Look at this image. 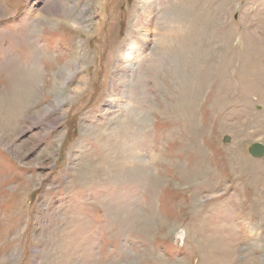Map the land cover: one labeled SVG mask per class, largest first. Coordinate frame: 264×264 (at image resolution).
Instances as JSON below:
<instances>
[{"label": "rangeland", "instance_id": "obj_1", "mask_svg": "<svg viewBox=\"0 0 264 264\" xmlns=\"http://www.w3.org/2000/svg\"><path fill=\"white\" fill-rule=\"evenodd\" d=\"M152 3L0 0V264H264V0Z\"/></svg>", "mask_w": 264, "mask_h": 264}, {"label": "bare ground", "instance_id": "obj_2", "mask_svg": "<svg viewBox=\"0 0 264 264\" xmlns=\"http://www.w3.org/2000/svg\"><path fill=\"white\" fill-rule=\"evenodd\" d=\"M154 0H145V7L143 8L144 9V13H146L147 12V15H151L152 14V2H153ZM151 3V4H150ZM144 6V5H143ZM153 7H154V4H153ZM150 10V11H149ZM145 16V15H144ZM150 17V16H149ZM174 17V16H173ZM147 18H148V16H147ZM146 18V19H147ZM170 19V18H169ZM174 19V18H173ZM179 19V18H178ZM149 22H150V20H149ZM180 22H181V20H180ZM179 22V23H180ZM170 23V22H169ZM168 23V16L167 17H164V19H163V24H162V28L163 29H161L162 31V35L163 36H166L165 34L167 33L166 31H164L165 29H168V28H170V27H168L170 24ZM146 24V23H145ZM175 24V23H174ZM147 25V24H146ZM139 27V26H138ZM147 28V27H146ZM142 29V28H141ZM148 30H149V28H148ZM181 30V29H180ZM144 31V30H143ZM150 31V30H149ZM137 33H138V31H137ZM179 33V32H178ZM147 35H148V33H145L144 32V34H140V42H143V44L142 43H140L141 45V47L143 48V47H145L146 45V38H147ZM179 36V35H178ZM181 36V35H180ZM182 39V38H181ZM191 40V39H190ZM161 47V46H160ZM166 47H167V45H166ZM169 47V46H168ZM140 48V47H139ZM161 49V51L163 50V51H167V49L165 48V46L164 47H161L160 48ZM180 50V49H179ZM140 51H141V49H140ZM140 51L139 50H136V52L137 53H135L136 54V56H141L142 54H140ZM169 52V51H168ZM167 52V53H168ZM131 55V54H130ZM136 58V57H135ZM139 58V57H138ZM137 59V58H136ZM139 59H141V58H139ZM138 60V59H137ZM127 67V66H126ZM131 67V66H130ZM130 67H127V69L129 68L130 69ZM127 69H126V71H127ZM128 69V70H129ZM137 69V68H136ZM134 70H135V68H134ZM126 73V72H125ZM137 73V72H136ZM132 74H134V73H132ZM30 76H33V75H31V74H29ZM124 75V74H123ZM121 78H123V77H121ZM123 81V80H122ZM123 82H126V84L129 86V88H131L132 90H133V87L135 86V85H138L139 86V83H141V78H139V77H137V74L135 75V76H128V79H126L125 81H123ZM122 84V83H121ZM124 84V83H123ZM122 84V85H123ZM119 85L117 84V87H118ZM127 86V87H128ZM125 87V86H124ZM122 90V89H121ZM114 91V90H113ZM124 94H125V92H123ZM128 93H130V92H128ZM128 100V99H127ZM60 102H62V101H60ZM182 102V101H181ZM226 245V244H225ZM229 246V245H228ZM226 246L227 248H229V249H231V246ZM232 250V249H231Z\"/></svg>", "mask_w": 264, "mask_h": 264}, {"label": "water", "instance_id": "obj_3", "mask_svg": "<svg viewBox=\"0 0 264 264\" xmlns=\"http://www.w3.org/2000/svg\"><path fill=\"white\" fill-rule=\"evenodd\" d=\"M225 143H228L229 138L226 136L223 140ZM249 154L254 158H263L264 157V145L259 142L252 143L249 146Z\"/></svg>", "mask_w": 264, "mask_h": 264}]
</instances>
